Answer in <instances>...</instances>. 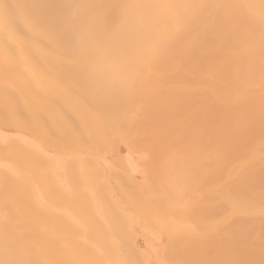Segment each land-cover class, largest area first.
Wrapping results in <instances>:
<instances>
[{
  "label": "bare ground",
  "instance_id": "obj_1",
  "mask_svg": "<svg viewBox=\"0 0 264 264\" xmlns=\"http://www.w3.org/2000/svg\"><path fill=\"white\" fill-rule=\"evenodd\" d=\"M3 11L0 264H264V0Z\"/></svg>",
  "mask_w": 264,
  "mask_h": 264
},
{
  "label": "snow or ice",
  "instance_id": "obj_2",
  "mask_svg": "<svg viewBox=\"0 0 264 264\" xmlns=\"http://www.w3.org/2000/svg\"><path fill=\"white\" fill-rule=\"evenodd\" d=\"M0 22H2L7 29H11L14 23L12 14L9 11L0 12ZM5 43L7 44V41H5Z\"/></svg>",
  "mask_w": 264,
  "mask_h": 264
},
{
  "label": "rangeland",
  "instance_id": "obj_3",
  "mask_svg": "<svg viewBox=\"0 0 264 264\" xmlns=\"http://www.w3.org/2000/svg\"><path fill=\"white\" fill-rule=\"evenodd\" d=\"M169 76H167V78H168Z\"/></svg>",
  "mask_w": 264,
  "mask_h": 264
}]
</instances>
